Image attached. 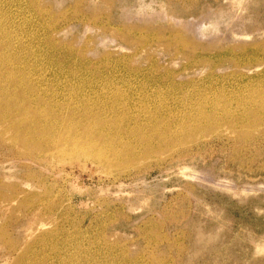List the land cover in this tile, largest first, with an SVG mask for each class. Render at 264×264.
I'll use <instances>...</instances> for the list:
<instances>
[{"label": "rangeland", "instance_id": "obj_1", "mask_svg": "<svg viewBox=\"0 0 264 264\" xmlns=\"http://www.w3.org/2000/svg\"><path fill=\"white\" fill-rule=\"evenodd\" d=\"M0 31L41 96L122 102L38 107L120 119L66 153L0 119V264H264V0H0Z\"/></svg>", "mask_w": 264, "mask_h": 264}, {"label": "bare ground", "instance_id": "obj_2", "mask_svg": "<svg viewBox=\"0 0 264 264\" xmlns=\"http://www.w3.org/2000/svg\"><path fill=\"white\" fill-rule=\"evenodd\" d=\"M41 8H42V6H41ZM45 10H46V8H45ZM38 13H40V12H38ZM47 14H48V12H47ZM40 15H41V13H40ZM56 21H57V19H56ZM1 32H3V31H0V33ZM145 34H147V33H145ZM159 36H155V37L159 38ZM161 36H162V34H161ZM163 38H165V37H163ZM176 44H177V41H176ZM178 44H179V42H178ZM64 46H65V44H64ZM175 47H176V45H175ZM73 48H75V47H73ZM138 49H139V47H138ZM7 58H9L7 55L5 56L3 53H0V119H3L4 117H11V115H13V112H14V115H15V116L13 115L14 120H12L10 127L15 129V133L11 139L23 148V152L25 154L30 155L34 151V149H36V147L41 144L42 141L40 139L42 138V135H44V133L46 134L47 131H49V130L52 131L50 128L59 129L63 126V128L65 130L63 132H66L68 134L65 137H63V133L59 134L60 136L62 135L60 138L61 140L56 139L53 142L54 144H56L58 142L60 143V141H61L64 146L59 151H63L64 153L69 152L70 150H71V152H73L75 150L77 151V149L81 148V147L87 148V146L89 144L94 145L97 142L96 139L105 138L107 135H110V137H114L115 135H113L112 133H114V131H116L117 129L118 130L120 129V122H121L120 119H119V122L118 121H112L111 118H108L105 115H102V116L98 115V116H95V118L90 117L87 119L88 121L84 120L85 122L80 124V125H82V127L79 126L82 129L81 132L77 131L74 128L76 124L71 123L72 121L65 123L63 121V118H61L62 120H57L56 122H54L53 118L50 120V116L47 115V112H44V113L41 112V110H39L38 107H90V108L91 107H116L117 104H120L121 101L119 100V98H117V96H115L113 98V100H111L107 103H104L103 100H99V101L98 100H92L93 99L92 95H91L92 93L90 92V90H87V89H82L80 92L79 91L75 92V90H74V91H72V93H62V91H61L59 93V95L55 94L53 97H50L51 93H49V94L45 93L43 95L44 96L43 97V96H41V92L38 91V87L40 89L41 88L40 84H42V83L45 84L44 81L47 80L43 76L46 67H42L41 69H37L35 67L34 72L32 70H29V68L26 69L25 67H21L20 69H17L18 66L15 63H10V61H8L10 59L6 60ZM103 64H105V63H103ZM36 70H39V71L37 72ZM2 77H4L3 80L1 79ZM100 104H102V105H100ZM17 115H20V118L16 117ZM128 118H130V120L133 122V124L136 122L140 123L141 121H143V120L137 121V119L134 118L133 116H131V117L128 116ZM147 120L149 121L150 117H147ZM61 121H62V123H61ZM54 124H57V126H55ZM77 124H79V122ZM74 132H77L79 134L76 135V133H74ZM37 133L40 134L37 137V138H39L38 139L39 141L32 140V139H34L35 134H37ZM70 133L73 135H71ZM119 134H120V132H119ZM81 137L83 138L82 141L80 140ZM20 146H18V147H20ZM54 146L58 147L59 145L56 144ZM48 150H49V148H48ZM45 207L48 208V205ZM63 260H64V258H63ZM53 262H55V260H53V257H51L48 264H53Z\"/></svg>", "mask_w": 264, "mask_h": 264}]
</instances>
